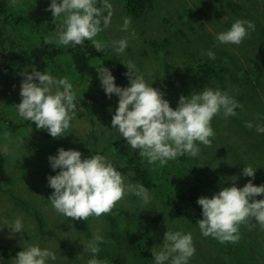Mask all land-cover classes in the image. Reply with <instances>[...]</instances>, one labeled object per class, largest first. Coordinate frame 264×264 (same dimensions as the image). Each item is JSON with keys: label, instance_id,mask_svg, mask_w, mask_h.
<instances>
[{"label": "rangeland", "instance_id": "1", "mask_svg": "<svg viewBox=\"0 0 264 264\" xmlns=\"http://www.w3.org/2000/svg\"><path fill=\"white\" fill-rule=\"evenodd\" d=\"M124 1L109 0L113 5L111 24L96 37L108 44L128 38L123 53L109 47L100 58L91 61L83 44L73 45L70 50L69 46L51 44L53 51L59 49L62 53L41 65L24 62L15 53L18 48L12 46L13 40L25 43V47L28 40L37 46L45 33L33 23L39 22L42 29L48 24L59 26L63 17H53L49 10L51 0H0V9L2 4L6 7L0 17L6 38L0 67L5 70V64H13L6 71L2 86L8 91L5 89L3 93L0 89L3 99L0 152L8 178L0 180V246L10 250L31 246L48 249L57 259H49L46 264H88L93 258L101 261L111 257L123 258L125 264H153L152 249L160 250L170 230L192 234L196 252L188 264H264V228L254 220L240 226L239 242L222 244L201 234L192 209L183 218H171L162 189L148 191L147 203L129 194L110 214L90 217L88 234L76 230L72 218L52 207L48 198L54 189L49 187L47 178L57 175L59 169L51 168L49 156H56L64 148L78 150L82 159H88L95 152H104L111 142L123 139L111 125L119 97L113 95L109 99L97 70L102 66L109 69L117 86L129 87L130 80L122 82L113 74L112 69L120 63L125 67L134 64L133 71L138 69L146 83L163 92V98L173 109L182 95L199 94L206 87L227 92L242 106L234 116L224 117L221 113L214 117L211 126L215 136L210 138L211 146L198 143V156L187 157L185 172L197 171L209 185L205 197L211 198L224 187H231L232 177H237L235 185L239 188L249 181L256 186L264 185V133L256 131L257 125L264 126V0H150L151 5L140 18L125 12ZM221 13L224 17L219 18ZM125 17L131 18L127 32L121 31ZM19 18H22L20 24L16 22ZM50 18L52 21L47 22ZM238 19L253 22L255 31L239 46L219 44L217 35L230 29ZM6 20H10L8 24ZM50 35L55 42L54 32ZM209 50L215 54V60L207 56ZM204 62L227 68L226 78L201 81L197 68ZM33 68L42 73L47 71L57 79L67 77L73 85L76 115L64 137L53 138L46 129L36 128L18 114L15 105L22 102L17 97L25 79L22 73L32 74ZM249 122L253 125L251 129L246 126ZM104 157L118 170L114 154L105 152ZM244 166L256 169L254 180L243 176ZM153 168L170 190L176 177L170 164L161 167L157 162ZM121 175L126 184L141 185L130 176ZM256 199H264V194ZM18 218L23 222L22 232L12 230ZM97 236L104 242L99 243L100 251L94 257L91 252H84V248L85 243ZM0 264H15V261L3 258L0 250Z\"/></svg>", "mask_w": 264, "mask_h": 264}, {"label": "clouds", "instance_id": "2", "mask_svg": "<svg viewBox=\"0 0 264 264\" xmlns=\"http://www.w3.org/2000/svg\"><path fill=\"white\" fill-rule=\"evenodd\" d=\"M49 10L54 18L63 17L55 37L58 46H78L87 40L92 42L97 52L111 47L118 54L128 47V38L110 44L96 39L111 24L113 5L109 0H51ZM130 27L131 18L125 17L121 31L127 32ZM255 27L251 21L238 19L230 29L219 33L216 40L219 44L239 46L255 31ZM131 36H135L134 31ZM52 42V38L45 39V43ZM207 56L216 59L211 50ZM127 69L129 87L117 86L109 69L102 66L97 70L101 87L109 99L113 95L119 97L118 108L111 121L112 129L138 150L149 164L159 162L163 167L168 161L185 154L198 156V143L211 146L210 138L215 136L211 126L213 118L221 113L224 117L234 116L236 109L242 107L227 92L206 87L202 93L182 95L178 106L173 109L163 98V92L146 83L138 69L133 71L134 64L129 63ZM22 75L25 76L20 91L22 102L15 105L19 116L33 122L38 129H46L53 138L66 136L76 115L77 96L72 83L67 77L57 79L49 72L42 73L35 68L32 74L25 72ZM37 80L39 83L35 82ZM246 126L253 127L251 122ZM256 131L264 133V126L257 125ZM48 159L54 171L59 169L57 175L47 178L49 187L54 189L48 199L56 212L74 221L110 214L129 194L140 197L144 203L150 199L148 190L142 185L126 184L125 178L103 155L82 159L80 151L60 148L56 156ZM255 170L244 166L242 174L254 180ZM231 179V187H224L211 198L200 197L197 200L202 207L203 219L197 221L201 234L222 244L239 242L240 226L251 220L264 228V199H256L264 194V185L256 186L249 181L239 188L235 185L237 177ZM12 230L23 231L22 219L15 220ZM103 242L102 237H95L85 243L84 252H91L95 257L100 251L99 243ZM159 248V251L152 249L153 264H188L196 252L192 234L183 231L168 230L165 242ZM49 259L55 261L57 256L48 249L31 246L17 253L15 264H46ZM88 264L107 262L93 258Z\"/></svg>", "mask_w": 264, "mask_h": 264}, {"label": "trees", "instance_id": "3", "mask_svg": "<svg viewBox=\"0 0 264 264\" xmlns=\"http://www.w3.org/2000/svg\"><path fill=\"white\" fill-rule=\"evenodd\" d=\"M123 8L125 12L133 18H140L144 13L147 12V7L151 5L150 0H125L124 3H122ZM229 6L233 7L235 9V5L232 3L228 4ZM5 4H2V7L0 9V17L3 13ZM220 14L219 18L224 17ZM28 20H31L27 17ZM12 20V18H11ZM10 20H6V24L9 23ZM22 18H19L16 20L17 23H21ZM47 22H51L52 19H46ZM2 22L0 18V23ZM36 29L41 30V32L45 33L40 38L39 46H36V43L28 42V47H25L24 44H18L13 40V47H17L18 50L15 51V53L21 55L23 57V61L26 62L31 59H38L40 61H45L47 59L54 60L56 56L60 55L62 52H59V49H55L54 51L51 49V44L56 45V42L52 43H45V39L47 36L52 34L54 32V35L58 32L60 29V26H51L50 24L47 25L45 28H41V24L33 23ZM53 35H50V38H52ZM5 32L4 27L0 25V55L5 53ZM38 41V39H37ZM73 45H69L68 50L71 49ZM75 46V45H74ZM80 46V45H78ZM84 52L88 53L89 60H97L102 56V52H97L94 48L91 41H85L83 43ZM201 62V61H200ZM11 63V62H9ZM13 64L8 65L5 64L6 71H9V68L11 69ZM198 78L201 81H211L216 80L215 78H226L227 68L225 67H217L210 65L207 62H204L203 64H200L198 66ZM4 68L0 67V77H3V74L5 72ZM113 74L117 77V79H120L122 82H128L129 77L126 75L128 72L127 67H125L122 63L117 64L116 67L112 69ZM2 88V84L0 82V89ZM2 100L1 94H0V102ZM1 116H0V122H1ZM33 126L35 124L32 122ZM105 152H109L110 154H114L116 157V163L118 165V171L122 174L130 176V178L135 181L136 183L141 184L144 188H146L148 191L153 192L158 189H162V198L166 205L170 208L169 216L173 219H176L178 217H182L185 215H189L190 209L193 210V214L196 215V220L194 222L197 224V221L200 219H203L202 216V207L197 203V200L200 197H205V192L209 189V185L203 177L198 175L197 171L190 170L188 173L185 172L188 170L186 166V161L188 155L185 154L182 157H177L174 160L168 161V163L171 166L172 172L175 174V184L174 182L171 183L172 188L170 190L166 189V186L162 183V181L159 179L158 172L154 171L153 165L149 164L146 160V158H143L139 155V151L136 149H133L125 139H118L114 142H111L108 146V148L102 152H95L99 155H105ZM95 154V155H96ZM92 157V156H91ZM181 178V180H180ZM7 175L5 171L4 166V158L0 152V180L5 181L7 180ZM187 204L188 208H185L184 206ZM74 221V220H73ZM76 230L83 232L85 234H88L89 231V219L84 221H74L73 223ZM208 238H212L209 236ZM1 255L5 259L14 260L16 259V255L18 252L24 250L21 247H16L13 250L7 249L4 246H0ZM101 261H106L107 264H125V260L123 258H103Z\"/></svg>", "mask_w": 264, "mask_h": 264}, {"label": "flooded vegetation", "instance_id": "4", "mask_svg": "<svg viewBox=\"0 0 264 264\" xmlns=\"http://www.w3.org/2000/svg\"><path fill=\"white\" fill-rule=\"evenodd\" d=\"M6 75H7V73H6V70H5V72H4V74H3V77H2V78L0 77V82H1L2 86H3V83H4V80H5ZM5 89H6V88H5ZM5 89L2 88V92H3V93L5 92ZM7 91H8V90L6 89V92H7ZM0 94L2 95L1 90H0ZM1 97H2V96H1ZM6 97H7V96H6ZM2 102H3V99L1 100L0 105H1Z\"/></svg>", "mask_w": 264, "mask_h": 264}, {"label": "crops", "instance_id": "5", "mask_svg": "<svg viewBox=\"0 0 264 264\" xmlns=\"http://www.w3.org/2000/svg\"><path fill=\"white\" fill-rule=\"evenodd\" d=\"M39 46V45H37ZM28 61H32V64L33 63H40L42 65V61L38 60V59H31V60H28ZM13 92H17L15 90H13ZM11 94V93H10ZM18 98H22L21 95L19 94V96H17Z\"/></svg>", "mask_w": 264, "mask_h": 264}]
</instances>
